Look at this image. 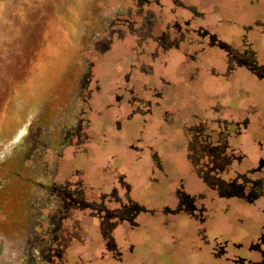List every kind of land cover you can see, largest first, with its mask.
Returning a JSON list of instances; mask_svg holds the SVG:
<instances>
[{
  "label": "flooded vegetation",
  "instance_id": "af4514ba",
  "mask_svg": "<svg viewBox=\"0 0 264 264\" xmlns=\"http://www.w3.org/2000/svg\"><path fill=\"white\" fill-rule=\"evenodd\" d=\"M89 4L65 114L17 142L33 176L15 263L264 264V0ZM141 120L138 144L125 126ZM111 141L141 165L107 159L92 179Z\"/></svg>",
  "mask_w": 264,
  "mask_h": 264
},
{
  "label": "rangeland",
  "instance_id": "374dc122",
  "mask_svg": "<svg viewBox=\"0 0 264 264\" xmlns=\"http://www.w3.org/2000/svg\"><path fill=\"white\" fill-rule=\"evenodd\" d=\"M91 11L89 0H0V264H16L21 259L15 230L19 228L17 224L21 226L26 220L29 208L27 195L33 175L17 148L18 139L38 114L46 122L50 117L65 114L63 109L71 101L77 84L81 54L87 51L89 42L93 45L92 34L84 29L94 25ZM102 56L100 64L116 66L117 62L112 64L109 60L118 59L117 56L106 53ZM141 125L142 120L125 126L127 134L136 138L138 144L140 137L152 136L149 130L141 132ZM97 133L104 141L102 133L99 130ZM114 133L120 135L118 131ZM173 135L176 137L177 132L173 131ZM152 141L163 152L170 143L161 138ZM111 143L112 151L107 152L104 145L99 149L102 160L96 162L92 158V179H102L100 173L107 159L118 157L112 162L121 168L141 165L139 160L124 164L120 156L114 157L113 151L118 149L114 150L116 145ZM163 155L168 169H173L172 156Z\"/></svg>",
  "mask_w": 264,
  "mask_h": 264
}]
</instances>
